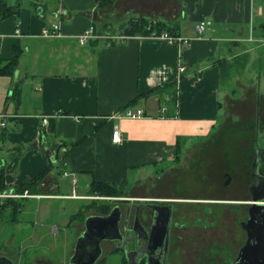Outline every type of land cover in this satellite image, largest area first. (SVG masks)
<instances>
[{
  "label": "crops",
  "instance_id": "1",
  "mask_svg": "<svg viewBox=\"0 0 264 264\" xmlns=\"http://www.w3.org/2000/svg\"><path fill=\"white\" fill-rule=\"evenodd\" d=\"M29 1L35 6L23 1L18 16L0 22V61L20 57L14 75L0 76V115L8 118L4 140H0L4 189L14 190L26 179L46 170L49 173L37 191L30 192L41 198L19 201H68L69 217L77 219L93 183L124 191L130 174L152 176L154 167L163 163L173 166L163 170L166 178L181 169L174 165L184 164L192 156L204 161L206 146L216 138L223 140L228 124L237 126L245 138L259 142V137L254 139L251 134L256 129L259 133L264 130V105L252 110L251 119L242 110L231 118L230 107L224 106L222 99L221 62L244 57L264 59L262 0ZM111 12L123 19L117 32L107 20ZM141 17L174 28L186 42L178 45L161 38L120 35L123 24ZM202 22L207 29L199 34L196 25ZM52 25L60 26V36L44 37V29ZM92 26L96 27V36L81 45L78 37ZM181 66L186 67L184 73H180ZM244 77L246 82H254L258 75L247 72L240 80ZM224 95L228 100L226 92ZM127 108L142 109L145 116L120 117ZM116 128L122 133L119 144L112 141ZM73 143L77 146L71 147ZM222 169L235 171L231 165ZM68 175L75 181L62 184L60 177ZM249 182L245 173L243 181L235 179L226 190ZM67 184L72 185V193H68ZM215 185L223 191L222 181ZM160 197L191 203L238 199ZM43 219L50 222L49 217ZM49 226L57 238L61 228ZM84 231L79 229L78 236ZM43 237L37 231L24 237L18 247L12 246L15 250L8 253L9 257L15 255L18 260L25 255L28 243L41 244ZM75 248L76 244L66 251L65 264ZM103 258L104 254L97 264H103ZM35 261L48 263L44 259Z\"/></svg>",
  "mask_w": 264,
  "mask_h": 264
},
{
  "label": "rangeland",
  "instance_id": "2",
  "mask_svg": "<svg viewBox=\"0 0 264 264\" xmlns=\"http://www.w3.org/2000/svg\"><path fill=\"white\" fill-rule=\"evenodd\" d=\"M19 1L20 0H13V2ZM22 1H25V5H34V3L29 0ZM174 3H176V0L174 1ZM262 3L264 5V0H262ZM163 9H166L165 5H163ZM107 20L110 23L111 28L112 26L114 27V32H117L116 30H118L117 28L121 24L120 22L123 21V19H117L113 12L109 14V18ZM240 59L245 60L236 63L235 70L227 69L223 74L222 99L224 106L227 105L228 107H230V117L231 115L237 113V110H242L240 112L249 114V118L251 119L252 110H254L255 107L259 104L264 105V59H246L245 57ZM247 72H250L251 74L255 72V74L258 75L257 80L254 82H246L245 77L240 80V78L243 77L244 74L246 75ZM232 76L234 77L232 78ZM238 78L239 80H237ZM225 92L228 95V100L224 95ZM230 125L232 124H228L223 132V140H221V138L218 136L220 139L216 138L214 142L208 144V146L210 147V152H212L213 154H222V156H225L226 153L231 152L235 153L241 151H251V138H245L246 135L240 133L241 131H239L240 129L237 126ZM251 135H253L254 139H256L255 137H259V146L261 148H264V130L260 129L259 133L256 129ZM237 136H240V138L238 140L236 139L235 141L234 139ZM200 141L202 142L204 141V139H201ZM195 152L199 151L197 150ZM202 155L205 157L204 154ZM192 157L190 158L191 160H187V162L185 163L183 162L184 164L177 163L176 165H174L175 167H181V169L177 172H171L167 176L168 178L164 177L165 173H163V170L173 166L163 163L159 164L157 167H154V174L152 176L144 177L145 175H139L140 177L143 176V178L138 183H136V179H138V181L140 179V177H138V174H130L128 187L126 189H123L124 191H121V193L103 194L91 191L90 196H88V200H85L84 202V210L77 219L69 217L70 209L68 207L70 206V202L68 201H52L51 204L48 203L50 204L48 205L47 203H43V201L41 202V200H16L18 201L19 205H14L13 202H11L6 206L1 207L0 256H9L8 253L12 254L11 251L15 250L12 246L18 247L21 239H23L24 237L26 238L30 234H33L35 231H37L39 233H42L44 236L42 243H36L34 245L32 243H28L25 247V255L21 254L18 260L15 255L12 256L14 264L15 260H17V264H38L35 259H37L38 261L44 259L47 260L48 263L53 261L56 264H65V253L68 250L70 251L71 247L74 244H77L78 239L80 238V236H78L77 234V231L79 229L82 232L85 230L84 224L86 221V217L91 215L100 216L106 212H110L114 207L113 202L115 199H132L133 202H138V200L140 199L163 198L160 197L162 195L174 196L178 198L191 196L214 197L211 196L210 193L215 191L218 192L217 188H219V186H217V188H212L210 186V179H208L206 174V160L204 159V162L203 160H199L196 157ZM205 158H207L208 160V156H206ZM219 162L221 164L222 161H218V163ZM212 169L214 171H212ZM212 169V174H215L217 176V174L221 170V167H218L215 163V166ZM73 179L74 177L72 175H68V177L61 176L60 182L62 184L67 183V181L72 183ZM216 180L218 181L219 179ZM211 182H214V178ZM67 185H70L68 193H72V185ZM80 191L82 192V190ZM231 191L233 190L230 189V191H220V194L217 197H226L230 194ZM177 200L180 201L183 199ZM23 204H25L24 208ZM189 204L196 206L198 205L197 203ZM45 216L50 218V222L48 224L45 223L43 219ZM67 223H69V225ZM51 224H55L56 226L61 228V234L57 236V238L53 237V235L51 234L52 229L50 228L51 226H49ZM103 248V259H105V262L103 264H122L120 262L121 254L111 253L114 250L113 248H115V245L103 243ZM54 259L56 261H54Z\"/></svg>",
  "mask_w": 264,
  "mask_h": 264
},
{
  "label": "flooded vegetation",
  "instance_id": "3",
  "mask_svg": "<svg viewBox=\"0 0 264 264\" xmlns=\"http://www.w3.org/2000/svg\"><path fill=\"white\" fill-rule=\"evenodd\" d=\"M229 155H238V158L215 155L207 145L206 174L212 188L216 187V179L220 181L221 178L224 191L235 179L243 181L247 173L249 184L237 186L228 195L237 200L212 199L198 202L197 206L168 198L113 202V209L120 208L122 214L120 229L124 240L121 244L119 241H102L103 254V243H108L115 245L112 254H121L122 264H264V257L256 260L252 249L245 251L246 247L257 244L248 226L255 196L251 189L255 167L264 176V148L256 141L252 142L251 151L231 152ZM218 161H222L221 164ZM215 163L221 167L217 176L211 172ZM226 165L235 168L233 173L236 176L231 171H223ZM261 187L264 189V184ZM219 194L220 191L210 193L214 197ZM3 257L12 260L7 255L0 256Z\"/></svg>",
  "mask_w": 264,
  "mask_h": 264
},
{
  "label": "water",
  "instance_id": "4",
  "mask_svg": "<svg viewBox=\"0 0 264 264\" xmlns=\"http://www.w3.org/2000/svg\"><path fill=\"white\" fill-rule=\"evenodd\" d=\"M264 176L260 169L255 167L253 174L252 191L255 193L254 204L250 209L248 231L252 238L257 240L253 247L246 250L253 251L254 258L264 257ZM263 194V195H261ZM132 199H115L114 202H132ZM122 214L120 208H114L108 215L90 216L85 221V231L78 239L75 253L69 264H97L103 255L102 241L111 240L123 243L124 235L120 229ZM2 264H14L13 260L6 257L0 258ZM0 263V264H1Z\"/></svg>",
  "mask_w": 264,
  "mask_h": 264
},
{
  "label": "trees",
  "instance_id": "5",
  "mask_svg": "<svg viewBox=\"0 0 264 264\" xmlns=\"http://www.w3.org/2000/svg\"><path fill=\"white\" fill-rule=\"evenodd\" d=\"M18 1V0H17ZM23 1L20 0L19 2H13V0H0V22L3 20L15 17L20 14L22 9ZM120 35L126 38L134 37V36H143V37H150L154 33L161 35L162 33H169L172 36H177V33L174 28L167 26L162 22H155L150 21L146 18H132L127 23L123 24L120 27ZM240 60V61H239ZM245 59H233L222 61L221 63V76L223 77L224 72L227 69L235 70V64L238 62H242ZM20 66V57L15 56L7 61H0V76L1 75H14L15 72L18 70ZM234 76H232L233 78ZM231 78V79H232ZM9 99V98H8ZM5 133V132H4ZM0 140H4V134L0 137ZM77 143H73L71 147H76ZM49 173L48 170L42 172L40 175L36 176L33 179H26L23 185L17 187L15 190L17 192H24L28 190L29 192L37 191L38 185L42 182V180L47 176ZM3 175H4V168L0 165V184L2 189H4L5 185L3 184ZM92 192H99L105 194H118L121 193L116 187L106 184V183H93ZM7 203L1 204V207L6 206L7 204L14 202L15 205H18V201L16 200H8Z\"/></svg>",
  "mask_w": 264,
  "mask_h": 264
},
{
  "label": "built area",
  "instance_id": "6",
  "mask_svg": "<svg viewBox=\"0 0 264 264\" xmlns=\"http://www.w3.org/2000/svg\"><path fill=\"white\" fill-rule=\"evenodd\" d=\"M207 29V25L205 22L199 23L196 25V30L199 34H203ZM17 34L20 33V30L17 29ZM97 30L96 27L92 26L89 29L85 30L79 37L78 41L81 45H86L89 41L96 36ZM46 38H55L60 36V26L59 25H52L51 27H47L44 29L43 34ZM153 38H161L166 40L170 44H183L186 41L180 36H172L169 33H162L161 35L153 34ZM186 71L185 66L180 67V73H184ZM145 116V111L142 109H134V108H127L120 117L122 118H129V119H140ZM7 115L1 114L0 115V137L4 134L6 127H7ZM44 123H47V119H43ZM122 133L119 128H116L113 131L112 141L115 144H119L122 142ZM75 181V179H73ZM41 198L40 195H33L28 190L24 192H17L15 189L5 190L2 189L0 184V205L5 203L8 200H19V199H27V198Z\"/></svg>",
  "mask_w": 264,
  "mask_h": 264
}]
</instances>
